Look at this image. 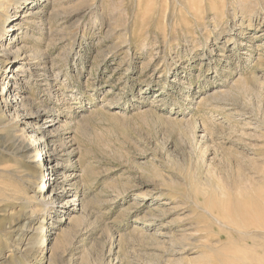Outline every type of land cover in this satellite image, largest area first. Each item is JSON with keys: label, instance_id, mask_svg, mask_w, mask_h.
<instances>
[{"label": "rangeland", "instance_id": "1", "mask_svg": "<svg viewBox=\"0 0 264 264\" xmlns=\"http://www.w3.org/2000/svg\"><path fill=\"white\" fill-rule=\"evenodd\" d=\"M1 24L27 109L0 108V264H264V0H23ZM11 132L53 141L58 186Z\"/></svg>", "mask_w": 264, "mask_h": 264}, {"label": "bare ground", "instance_id": "2", "mask_svg": "<svg viewBox=\"0 0 264 264\" xmlns=\"http://www.w3.org/2000/svg\"><path fill=\"white\" fill-rule=\"evenodd\" d=\"M23 1V0H0V43L2 42L3 38H4V33L2 32V24H1V19L6 16V12L8 11L9 7H11L12 5L17 9V7L19 6V3ZM2 47V51L4 55H8V59L11 56H15L16 58H20L21 55L24 54V50L23 48H19L16 49L17 51L12 50L13 46L11 45H6V46H1ZM10 54V55H9ZM24 59L28 60L27 57H24ZM11 62L8 63L11 64ZM1 64V63H0ZM8 73H10V70L8 71ZM4 73H1V69H0V84L3 83H7V85L10 83V81H8V77L6 78V81H4L5 79L3 78ZM14 76V75H13ZM11 76V77H13ZM1 86V85H0ZM3 86V85H2ZM2 86L0 87V108H2L3 110H8L10 109L13 105L18 104L20 107H23L24 110L27 109V105L25 103H23V100H17L18 98V94L15 93V90L13 89V86L7 88L4 87L2 89ZM20 99V98H19ZM20 101V102H19ZM16 106V105H15ZM194 128V127H193ZM193 130V129H192ZM195 130V128H194ZM193 133V132H191ZM12 134V138H14V142L11 145V147L8 148V152L11 155V158L13 156H20V157H26L28 155H31V161L25 164V168H24V172H25V176L28 177H33L36 180L41 178V177H45L46 182H44V185H47V182H50L48 184L49 190L51 187H56L59 185V175L60 173H62L60 171V167H61V160H51V155H49L50 152L55 153L56 150H53L50 147V144H52V140H46V138L43 137L42 138H37L35 135H30V140L27 141V139L23 140L17 136H14L13 133ZM63 142V141H62ZM61 142V143H62ZM40 145L44 147V149H47V153H44V155H46V159H44L41 163H39L38 160L35 159V152H38V150H40ZM62 146V144H61ZM65 147V146H64ZM7 147H5L4 149L6 150ZM5 150H2L1 152H5ZM12 150V151H10ZM41 152V151H40ZM43 154V153H42ZM1 154H0V164H2V160L5 159H1ZM7 160L12 161V159ZM15 161V160H14ZM23 163V159H21V161L16 162L17 165H20ZM45 168V171L43 170ZM18 169H21V167H17L16 169H12L9 168V166H6V170L5 173L7 174H20L19 172L17 173ZM67 179V178H65ZM65 185H61V190L62 191H66L65 190ZM32 191L35 192L34 197L40 199V201L42 202V205L47 208L50 209L52 208V210H55L54 205L59 202L61 196L60 195H50V192L47 195H40V193L42 192L41 189H36L34 188ZM51 191V190H50ZM53 192V191H52ZM73 199H69L66 200V202H64L66 205L72 202L77 201L75 195L73 196ZM63 205V204H62ZM222 221V220H221ZM223 223V222H222ZM10 223L7 224H3L2 221H0V233H4V231L6 230V228ZM17 227V226H16ZM24 227V226H23ZM22 227V229H23ZM6 236V234H5ZM10 239V238H9ZM43 242H44V238H43ZM209 248V246H208ZM240 259V258H239ZM237 260L238 264H241V260Z\"/></svg>", "mask_w": 264, "mask_h": 264}]
</instances>
